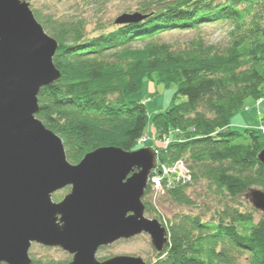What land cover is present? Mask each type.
<instances>
[{
    "label": "trees",
    "instance_id": "obj_1",
    "mask_svg": "<svg viewBox=\"0 0 264 264\" xmlns=\"http://www.w3.org/2000/svg\"><path fill=\"white\" fill-rule=\"evenodd\" d=\"M97 3L94 16L104 5ZM136 10L147 17L110 31L95 22L94 36L86 16L55 20L33 11L58 43L53 65L60 72L58 81L40 90L35 118L62 140L73 165L98 148L137 151L149 121L158 138H178L154 148L157 164L180 161L190 176L187 184L167 187V197L199 209L186 189L206 182L217 207L207 220L209 209L166 222L155 217L167 230L168 245L150 264H264V217L255 221L258 212L246 199L264 186L258 161L264 139L259 131L239 133L230 126L248 99L264 98V0H143ZM216 23L231 27L225 47L198 34L175 45L165 39ZM153 79L176 85V92L173 103L149 120L145 105L130 97ZM179 97L184 101L175 103ZM153 193L149 181L143 204L150 215L156 213ZM30 258L31 264H62Z\"/></svg>",
    "mask_w": 264,
    "mask_h": 264
},
{
    "label": "water",
    "instance_id": "obj_2",
    "mask_svg": "<svg viewBox=\"0 0 264 264\" xmlns=\"http://www.w3.org/2000/svg\"><path fill=\"white\" fill-rule=\"evenodd\" d=\"M146 17L124 13L114 25ZM57 49L26 0H0V264H31L33 244L61 249L69 264H147L133 256L98 261L96 253L140 235L156 254L167 247V230L145 217L142 202L158 152L98 148L69 163L62 140L35 118L40 90L60 78ZM258 161L264 166V150ZM246 199L264 214V186Z\"/></svg>",
    "mask_w": 264,
    "mask_h": 264
},
{
    "label": "rangeland",
    "instance_id": "obj_3",
    "mask_svg": "<svg viewBox=\"0 0 264 264\" xmlns=\"http://www.w3.org/2000/svg\"><path fill=\"white\" fill-rule=\"evenodd\" d=\"M99 1L104 2V5L100 8L101 14L94 16V11L99 6L97 3ZM141 1L143 0H27L32 13L33 11L37 12L42 18L52 16L55 20H63L74 16L88 17L89 25L87 27V32L89 36L96 35L93 31L96 28L95 22H99L102 26L106 27L105 31H110L114 29V20L118 16L124 13L132 14L137 12V4ZM230 29L231 27L229 24L216 23L205 26L198 32L170 34L166 36L165 39L175 45V42L182 43V41H187V39H191L198 34L203 37L206 43L225 47L228 43L227 32ZM175 92L176 85L174 84L165 86L158 83L155 79L145 80L141 89L133 94L130 97V100L142 102L145 105L149 120H151L156 113L163 112L171 105V103H173ZM182 101H184V98L179 97L175 100V103ZM263 116L264 98L259 101L248 99L245 102L243 110H240L233 115L230 122L231 129L239 133H243V131L247 129L256 130L259 131L261 137L264 139V123L261 121ZM175 134V132H172L173 136ZM174 138L171 137V139H166L164 136L161 139L158 138L149 121L148 129L144 134V137L137 142L136 147L138 148L137 150L149 147L155 148L156 145H161L166 148L172 141L178 139L177 137ZM171 168L172 167L166 163L157 164L155 169L156 176L160 172L162 173L160 176L163 175L165 171L172 172L173 176L168 178V180L163 181V184L167 185L165 189L164 186L162 189L156 186L154 187L155 190H153L154 193L152 194L151 199L156 208V213L152 215L145 213V217L147 219H155V217L158 216L162 221L166 222L172 220L177 215H197L201 213L202 210L209 209V213L205 219L207 220L210 217L212 210L217 206L215 205L216 200L214 196L207 190L206 182L189 185L186 189V194L195 205L199 207V209L178 205L167 197L166 188L179 183L178 181H180L182 185L183 182L187 184L190 182V176L187 169L180 164L173 166L172 169ZM158 178L160 177H157L156 179ZM66 194V191L59 192V199ZM146 199L148 198L146 197ZM54 202L58 201L54 200ZM261 217H264V214L261 212L254 214L255 221H258ZM29 256L36 261L42 262L54 261L62 264H68L71 262V256L61 249L46 248L35 244L31 246ZM114 256L140 257L147 264H150L154 261L156 252L152 248L149 238L146 235H140L130 240L118 241L111 246L99 249L96 253V259L98 261H103Z\"/></svg>",
    "mask_w": 264,
    "mask_h": 264
},
{
    "label": "built area",
    "instance_id": "obj_4",
    "mask_svg": "<svg viewBox=\"0 0 264 264\" xmlns=\"http://www.w3.org/2000/svg\"><path fill=\"white\" fill-rule=\"evenodd\" d=\"M263 130V129H262ZM264 133V132H263ZM164 147V146H163ZM165 148V147H164ZM178 164H180L181 166H183L184 167V165H183V163L182 162H176L175 164H173L171 167L173 168V166H175V165H178ZM164 168V167H163ZM171 168V169H172ZM154 174H155V172H154ZM160 174H162L161 172L156 176V177H154V176H152V178H151V180H150V183H151V185H152V189L153 190H155L154 189V187L156 186V187H158V188H160V189H162L163 188V184H162V181L163 180H168V178H170V177H172L173 176V173L172 172H169V171H165L164 173H163V175H161L162 176V178H161V176H160ZM189 174V173H188ZM157 177H160V178H158V179H156ZM189 179H190V177H189ZM179 183H181L180 181H178ZM183 184H184V182H183Z\"/></svg>",
    "mask_w": 264,
    "mask_h": 264
},
{
    "label": "flooded vegetation",
    "instance_id": "obj_5",
    "mask_svg": "<svg viewBox=\"0 0 264 264\" xmlns=\"http://www.w3.org/2000/svg\"><path fill=\"white\" fill-rule=\"evenodd\" d=\"M26 1H27V0H26ZM61 191H66L67 193H69V188H65V189H63V190H61ZM61 191H59V192H61ZM59 192H57V193H59ZM57 193H55V194H57ZM62 198H63V197H62ZM62 198H61V199H62ZM61 199H59L58 202L61 201ZM145 200H146V197H145V195H144L143 198H142V202H144ZM147 237H148V236H147ZM69 263H70V262H69ZM69 263H68V264H69Z\"/></svg>",
    "mask_w": 264,
    "mask_h": 264
}]
</instances>
